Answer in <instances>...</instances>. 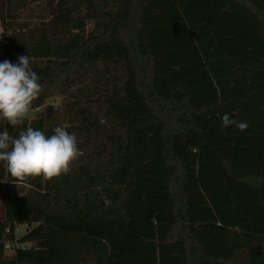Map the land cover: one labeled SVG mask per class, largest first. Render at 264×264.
<instances>
[{
	"label": "trees",
	"instance_id": "obj_1",
	"mask_svg": "<svg viewBox=\"0 0 264 264\" xmlns=\"http://www.w3.org/2000/svg\"><path fill=\"white\" fill-rule=\"evenodd\" d=\"M0 25L42 86L0 133L81 152L50 181L0 162V264H264V0H5Z\"/></svg>",
	"mask_w": 264,
	"mask_h": 264
},
{
	"label": "clouds",
	"instance_id": "obj_2",
	"mask_svg": "<svg viewBox=\"0 0 264 264\" xmlns=\"http://www.w3.org/2000/svg\"><path fill=\"white\" fill-rule=\"evenodd\" d=\"M18 61L0 62V118L11 126L24 122L42 92L30 57L21 55ZM221 122L224 128L235 126L240 131L249 127L246 121L235 120L228 113L223 114ZM80 155L77 137L62 126L55 127L51 135L32 127L19 132L18 137L10 136L7 130L0 133V162L6 164L8 173L19 182L35 177L48 181L59 178L70 172Z\"/></svg>",
	"mask_w": 264,
	"mask_h": 264
},
{
	"label": "rangeland",
	"instance_id": "obj_3",
	"mask_svg": "<svg viewBox=\"0 0 264 264\" xmlns=\"http://www.w3.org/2000/svg\"><path fill=\"white\" fill-rule=\"evenodd\" d=\"M2 1H5V0H2ZM2 56H3V50H2V47H1V45H0V57H2ZM62 104H63V102H62L61 100H59V99H57V100L54 102V105H55L56 107H61ZM41 112H42L41 109H39V110H30V113L28 114V116H27L26 118L29 119V120H33V119H35L36 116H37L39 113H41ZM2 203H3V199H2V195H1V193H0V210H1V208H2ZM26 230H27L26 225H21V226L18 227V233H17V234L20 235V236H23V235L26 233ZM7 254H8V255H12L11 251H8Z\"/></svg>",
	"mask_w": 264,
	"mask_h": 264
},
{
	"label": "built area",
	"instance_id": "obj_4",
	"mask_svg": "<svg viewBox=\"0 0 264 264\" xmlns=\"http://www.w3.org/2000/svg\"><path fill=\"white\" fill-rule=\"evenodd\" d=\"M17 233H18V229L16 231L17 238L15 239V241L6 243L5 245L6 253H8V251H11V253L14 254L17 250H26L27 248H30L32 246L31 243L21 242L20 238L22 236L18 235Z\"/></svg>",
	"mask_w": 264,
	"mask_h": 264
},
{
	"label": "crops",
	"instance_id": "obj_5",
	"mask_svg": "<svg viewBox=\"0 0 264 264\" xmlns=\"http://www.w3.org/2000/svg\"><path fill=\"white\" fill-rule=\"evenodd\" d=\"M2 2H4V1H2V0H0V4L2 3ZM1 33H2V28H1V25H0V35H1ZM1 45V44H0ZM2 47V46H1ZM2 50H3V48H2ZM2 57H4V51H3V56ZM2 57H0V58H2Z\"/></svg>",
	"mask_w": 264,
	"mask_h": 264
}]
</instances>
